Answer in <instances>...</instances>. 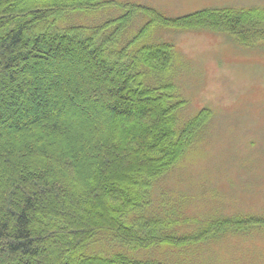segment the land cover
Returning <instances> with one entry per match:
<instances>
[{
	"label": "trees",
	"instance_id": "trees-1",
	"mask_svg": "<svg viewBox=\"0 0 264 264\" xmlns=\"http://www.w3.org/2000/svg\"><path fill=\"white\" fill-rule=\"evenodd\" d=\"M106 9L123 13L78 20ZM139 15L148 21L131 34ZM157 27L248 47L264 38V9L166 18L107 0H0V264H174L150 252L264 227L235 216L187 231L199 223L180 206L153 209L212 115L179 122L186 101L169 72L179 56L146 42Z\"/></svg>",
	"mask_w": 264,
	"mask_h": 264
},
{
	"label": "rangeland",
	"instance_id": "rangeland-1",
	"mask_svg": "<svg viewBox=\"0 0 264 264\" xmlns=\"http://www.w3.org/2000/svg\"><path fill=\"white\" fill-rule=\"evenodd\" d=\"M107 1L147 7L166 18L203 9H264V0ZM106 10L78 20L90 24L109 12L123 13ZM147 21L137 16L131 34ZM150 40L171 42L178 53L169 72L186 101L179 122L204 108L212 113L178 168L158 183L153 209L173 216V208L180 206L186 221L199 223L187 231L218 218L264 221V38L247 47L226 32L157 27L148 34L146 42ZM150 253L174 264H264V227L229 233L189 249L165 247Z\"/></svg>",
	"mask_w": 264,
	"mask_h": 264
}]
</instances>
